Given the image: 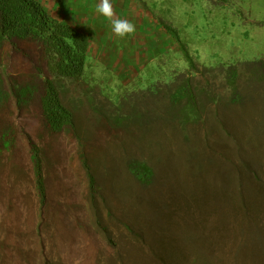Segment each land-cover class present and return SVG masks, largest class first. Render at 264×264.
I'll return each mask as SVG.
<instances>
[{"label": "rangeland", "instance_id": "obj_1", "mask_svg": "<svg viewBox=\"0 0 264 264\" xmlns=\"http://www.w3.org/2000/svg\"><path fill=\"white\" fill-rule=\"evenodd\" d=\"M154 2L153 14L176 29L198 65L196 115L169 100L176 82L168 85L187 71L176 57L127 87L109 86L90 65L82 83L59 81L73 130L49 133L34 101L13 107L11 120L41 152L47 200L38 203L23 135L6 146L0 135V264H172L178 254L190 264L198 250L205 264H252L238 259L242 244L232 235L262 229L243 225L255 213L233 210L214 190H231L228 178L242 168L264 189V85L251 77L264 61V0ZM16 63L5 62L9 71L24 68ZM231 65L235 86L226 79Z\"/></svg>", "mask_w": 264, "mask_h": 264}, {"label": "trees", "instance_id": "obj_2", "mask_svg": "<svg viewBox=\"0 0 264 264\" xmlns=\"http://www.w3.org/2000/svg\"><path fill=\"white\" fill-rule=\"evenodd\" d=\"M159 21L164 30L176 40L187 68L185 73H181L168 85H174L176 82L175 88L170 90L169 100L174 104L185 101L186 116L194 117L197 110V93L192 84L193 74L199 72L198 65L185 44L180 41L176 29L161 18ZM89 44L90 38L87 34L53 18L38 0H0V135L3 138L1 143L2 146L9 145L12 135H23L40 206H44L47 200L41 152L29 138L26 130L18 127L11 120L10 111L13 107L20 109L23 105L34 101L38 106L41 123L49 133H60L64 129L73 130L74 116L62 102L58 83L63 79L72 83L83 82ZM6 59H11L13 62L15 60L16 64L24 68L20 71H9L5 64ZM254 65L251 77L257 83L264 85V61L255 62ZM226 79L232 86L237 83L239 74L234 65L228 66ZM234 94L238 93L235 91ZM129 168L135 171L136 175L141 174L149 178L148 171L141 169L142 167L137 170L136 163L132 162ZM238 171L236 174L231 172L230 181L228 178L231 190L228 189V185L219 184L214 190L215 196L225 197V201L235 211L255 213L251 222L246 218L243 225L248 229L251 224L253 227L259 224L262 229L257 228L258 231L253 230L252 233L249 231L247 234L232 236L235 237L236 242L242 244L235 251L240 257L238 259L242 261L250 259L252 264H264V233L262 232L264 223L257 220L264 215V189L248 168ZM87 176L90 188H94V177L89 170ZM241 182L243 191L240 188ZM243 192L245 197L242 195ZM163 217L168 222L169 218L165 211ZM256 222L257 225H254ZM205 240L207 237L204 235L202 244ZM156 242L161 249H164L158 240ZM200 253L203 254L202 257H199ZM178 256L169 261L166 251L165 259L172 264H180ZM205 261V253L198 250L190 264H205Z\"/></svg>", "mask_w": 264, "mask_h": 264}, {"label": "crops", "instance_id": "obj_3", "mask_svg": "<svg viewBox=\"0 0 264 264\" xmlns=\"http://www.w3.org/2000/svg\"><path fill=\"white\" fill-rule=\"evenodd\" d=\"M38 1L53 18L89 36L86 65L95 73H102L109 86L111 83L114 87H127L163 57H176L177 62L183 59L176 40L153 14L154 0H111L114 18H126L136 25V31L123 39H118L111 31L110 22L95 12L99 0ZM171 1L170 4L180 2Z\"/></svg>", "mask_w": 264, "mask_h": 264}, {"label": "clouds", "instance_id": "obj_4", "mask_svg": "<svg viewBox=\"0 0 264 264\" xmlns=\"http://www.w3.org/2000/svg\"><path fill=\"white\" fill-rule=\"evenodd\" d=\"M95 12L110 22L111 31L118 39L130 36L136 31V25L131 20L114 18L115 13L111 0H99V3L95 5Z\"/></svg>", "mask_w": 264, "mask_h": 264}]
</instances>
